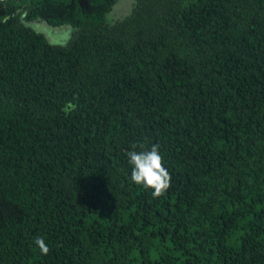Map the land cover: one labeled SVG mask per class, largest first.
Masks as SVG:
<instances>
[{
	"label": "trees",
	"instance_id": "trees-1",
	"mask_svg": "<svg viewBox=\"0 0 264 264\" xmlns=\"http://www.w3.org/2000/svg\"><path fill=\"white\" fill-rule=\"evenodd\" d=\"M0 264H264V0H0Z\"/></svg>",
	"mask_w": 264,
	"mask_h": 264
},
{
	"label": "clouds",
	"instance_id": "clouds-1",
	"mask_svg": "<svg viewBox=\"0 0 264 264\" xmlns=\"http://www.w3.org/2000/svg\"><path fill=\"white\" fill-rule=\"evenodd\" d=\"M70 24L61 25L53 28L46 35V40L52 47H66L72 39V33L77 31ZM75 105L69 103L66 111L75 110ZM136 144L132 145L131 151L127 152L128 162L132 166L130 179L136 185L142 186L144 189H151L153 198H159L167 192L171 186V175L164 166L163 157L159 153V145L152 144L150 148H144L142 151H135ZM143 148V145H141ZM34 244L39 248L43 255H47L50 251L44 238L37 237Z\"/></svg>",
	"mask_w": 264,
	"mask_h": 264
},
{
	"label": "rangeland",
	"instance_id": "rangeland-1",
	"mask_svg": "<svg viewBox=\"0 0 264 264\" xmlns=\"http://www.w3.org/2000/svg\"><path fill=\"white\" fill-rule=\"evenodd\" d=\"M38 29L41 30L43 33H45V35L49 34L51 32V28H48L46 25L44 24H37Z\"/></svg>",
	"mask_w": 264,
	"mask_h": 264
}]
</instances>
